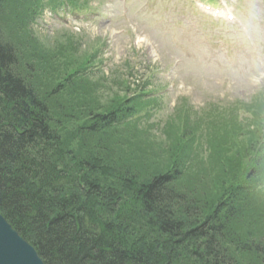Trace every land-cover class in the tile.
Instances as JSON below:
<instances>
[{"label":"trees","instance_id":"trees-1","mask_svg":"<svg viewBox=\"0 0 264 264\" xmlns=\"http://www.w3.org/2000/svg\"><path fill=\"white\" fill-rule=\"evenodd\" d=\"M14 8L10 1H0V19ZM27 18L23 16L22 26L15 29L0 28V214L43 262L264 264V193L249 185V179L263 169L259 151H253L263 139L264 126L258 120L245 119L254 127L250 130L253 139L245 150L234 152V159L226 161L228 167L217 161L212 183L218 187L228 175L237 176L234 163L244 170L243 158L256 159L248 170L250 176L216 191L204 209L201 201L187 199L186 191L197 190L179 180L180 170L185 168L182 159L181 166L152 175L117 170L112 174L117 177L115 184L102 181L103 165L82 154L81 145L79 150L72 147L74 134L99 135L103 129L121 124L119 118L125 115L118 114L119 110L103 111L96 97L93 100L83 92L82 101V86L91 89L83 74L78 78L64 68V83L52 86L55 71L49 73L47 68L57 56L39 46L35 35L24 32ZM124 82L112 80L123 92L127 91ZM37 86H49L48 93L57 102L65 100L59 94L66 89L71 108L82 103L72 118L87 119L91 124L86 121L66 132L52 118L56 103L41 98ZM234 122L236 130H243L236 118ZM257 128H261L259 132ZM132 166L137 168L133 161ZM193 176L202 186L208 182L207 175L203 179ZM216 196L218 200L213 201ZM249 209L254 210L252 215L243 217Z\"/></svg>","mask_w":264,"mask_h":264},{"label":"rangeland","instance_id":"rangeland-1","mask_svg":"<svg viewBox=\"0 0 264 264\" xmlns=\"http://www.w3.org/2000/svg\"><path fill=\"white\" fill-rule=\"evenodd\" d=\"M15 1L18 6L6 11L0 25L5 31L22 26L26 15L23 3ZM27 1L35 10V0ZM205 1L224 4L234 19H214L191 0H76L75 7L86 4L91 12H72L75 7L61 0L69 11L47 6L33 19V31L24 30L26 34L34 32L39 46L57 56L47 68L49 73L55 71L52 86L64 83V68L78 78L82 74L77 70L90 73L83 75L91 89L84 90L80 83L82 101L84 93L93 100L96 97L103 111L118 107L124 96L112 83L114 79L137 81L135 84L150 90L143 96L148 104L135 117L103 129L101 135L74 134L72 147L79 150L81 145L82 154L103 165L100 180L115 184L117 177L112 174L117 170L152 175L181 166L180 159L186 170L191 166L188 172L193 175L212 178L219 168L217 161L228 167L226 161L234 159V152L249 146L252 129L243 118L254 112L264 116V0ZM34 83L39 85V80ZM49 88L37 86L38 94L56 103L52 118L60 121L66 132L86 121L91 124L87 119L72 118L82 103L71 108L66 89L59 94L65 100L57 102ZM126 105L141 108L143 104L133 100ZM151 107L153 113L148 110ZM234 118L243 130H236ZM234 166L243 182L246 173L238 163ZM186 170L179 178L181 184L197 190L186 191L187 199L201 201L202 208L209 205L218 190L198 184ZM249 182L264 191V182L252 177ZM252 212L249 209L243 217Z\"/></svg>","mask_w":264,"mask_h":264},{"label":"water","instance_id":"water-1","mask_svg":"<svg viewBox=\"0 0 264 264\" xmlns=\"http://www.w3.org/2000/svg\"><path fill=\"white\" fill-rule=\"evenodd\" d=\"M0 264H44L34 248L1 215Z\"/></svg>","mask_w":264,"mask_h":264},{"label":"bare ground","instance_id":"bare-ground-1","mask_svg":"<svg viewBox=\"0 0 264 264\" xmlns=\"http://www.w3.org/2000/svg\"><path fill=\"white\" fill-rule=\"evenodd\" d=\"M245 127H246V126H245ZM252 127H253V126H252V125H250V128H251V129H252ZM252 130H253V129H252Z\"/></svg>","mask_w":264,"mask_h":264}]
</instances>
